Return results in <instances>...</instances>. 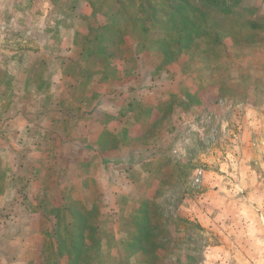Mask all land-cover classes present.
Wrapping results in <instances>:
<instances>
[{
	"label": "rangeland",
	"instance_id": "rangeland-1",
	"mask_svg": "<svg viewBox=\"0 0 264 264\" xmlns=\"http://www.w3.org/2000/svg\"><path fill=\"white\" fill-rule=\"evenodd\" d=\"M146 1L0 0V264H264V0Z\"/></svg>",
	"mask_w": 264,
	"mask_h": 264
},
{
	"label": "trees",
	"instance_id": "trees-1",
	"mask_svg": "<svg viewBox=\"0 0 264 264\" xmlns=\"http://www.w3.org/2000/svg\"><path fill=\"white\" fill-rule=\"evenodd\" d=\"M144 1L145 2L141 4V6L143 8L142 11H144V12L146 11L149 13V15H154L155 17H157L158 12L156 11V7L149 4V2H147L146 0H144ZM196 1H198V3L201 5H206V6L213 7V8H224L226 10V12H231L233 9H237L239 6H241V3L243 2V0H196ZM180 4L181 3H177V4H174L171 6L172 11L174 10L175 12H178L177 16H175L177 18L181 17L180 13H181V11H183L180 9V6H181ZM184 6H194V7L197 6V7H199V9L205 11V8L198 6V4H194L190 0H185ZM244 10H245V8H243L242 11H244ZM199 14L203 15L201 13H198V14L195 13L193 17L195 18ZM173 20L174 19L170 20L172 25L174 23ZM256 22L258 23L259 21H257L256 19L252 20V23H256ZM144 29H145V31H148L147 26L144 27ZM190 33L192 34V30H188L186 32L187 35L188 34L190 35ZM218 35H220V34L218 33ZM166 38L167 37H165L164 39H166ZM221 41H222L221 35L213 37V40L212 39L210 40L211 44H216V45H221Z\"/></svg>",
	"mask_w": 264,
	"mask_h": 264
}]
</instances>
